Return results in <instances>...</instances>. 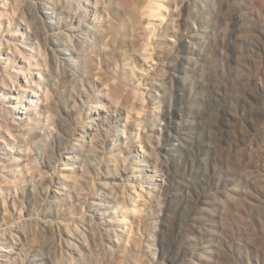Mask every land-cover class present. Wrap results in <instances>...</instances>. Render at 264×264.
Here are the masks:
<instances>
[{
	"label": "clouds",
	"instance_id": "9594fccd",
	"mask_svg": "<svg viewBox=\"0 0 264 264\" xmlns=\"http://www.w3.org/2000/svg\"><path fill=\"white\" fill-rule=\"evenodd\" d=\"M0 264H264V0H0Z\"/></svg>",
	"mask_w": 264,
	"mask_h": 264
}]
</instances>
